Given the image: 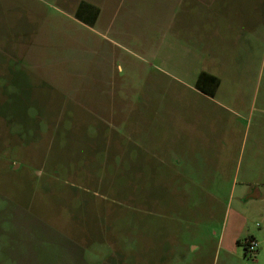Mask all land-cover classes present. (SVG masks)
<instances>
[{
  "label": "rangeland",
  "instance_id": "obj_1",
  "mask_svg": "<svg viewBox=\"0 0 264 264\" xmlns=\"http://www.w3.org/2000/svg\"><path fill=\"white\" fill-rule=\"evenodd\" d=\"M80 1L0 0V264H264V0Z\"/></svg>",
  "mask_w": 264,
  "mask_h": 264
},
{
  "label": "crops",
  "instance_id": "obj_2",
  "mask_svg": "<svg viewBox=\"0 0 264 264\" xmlns=\"http://www.w3.org/2000/svg\"><path fill=\"white\" fill-rule=\"evenodd\" d=\"M99 10L101 9L99 8ZM186 12H191V11L186 10ZM224 12L225 10L221 11V10H208V9L203 10L201 12V16L203 17L204 22L209 23V27H211L210 36L209 38H207V42L201 41V52L203 54H206L208 58L213 59L216 64L223 63L226 60L235 61V59H238V58H241V59L245 58V56L247 55V49L249 50V53H250L251 47L254 45L253 42H251L252 40L251 35L254 36V34H251V32H253L252 29L255 28V22H256L255 9L245 11L246 12L245 16L248 17V19L244 21L242 26H240V24L234 18V16L233 18L229 19L227 16H230V15ZM237 29L238 31L244 29L246 30V33H247V36L242 42L243 45L239 44L238 49L241 48L242 46L243 48H247V49L245 50L243 49V51L234 49L231 52L229 51V48L233 46V43H236L235 33ZM234 47H236V44H234ZM16 64L19 65L20 63L16 62ZM21 69H24V68L21 67ZM11 71L13 72V70L9 67L8 72H11ZM201 94L205 95L204 93H201ZM202 128H203V124L201 125V129Z\"/></svg>",
  "mask_w": 264,
  "mask_h": 264
},
{
  "label": "trees",
  "instance_id": "obj_3",
  "mask_svg": "<svg viewBox=\"0 0 264 264\" xmlns=\"http://www.w3.org/2000/svg\"><path fill=\"white\" fill-rule=\"evenodd\" d=\"M86 11L91 13L90 18H88L87 16H84L83 13ZM98 12H99V8L97 6L87 1L82 0L78 4L75 17L86 23H92L96 19ZM219 83H220V80L215 74H212L207 71H201L195 80L194 86L200 92L211 96L215 94ZM248 238H253V237L250 235L245 237L243 243L241 242V240H237L238 243H242L244 245L245 252H246V240Z\"/></svg>",
  "mask_w": 264,
  "mask_h": 264
},
{
  "label": "built area",
  "instance_id": "obj_4",
  "mask_svg": "<svg viewBox=\"0 0 264 264\" xmlns=\"http://www.w3.org/2000/svg\"><path fill=\"white\" fill-rule=\"evenodd\" d=\"M257 249V241L254 238H248L246 240V252L255 254Z\"/></svg>",
  "mask_w": 264,
  "mask_h": 264
}]
</instances>
